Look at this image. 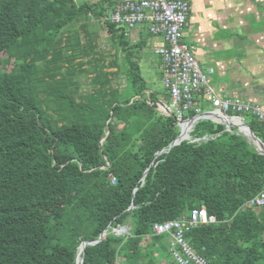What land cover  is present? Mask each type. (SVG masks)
Segmentation results:
<instances>
[{
	"label": "trees",
	"instance_id": "16d2710c",
	"mask_svg": "<svg viewBox=\"0 0 264 264\" xmlns=\"http://www.w3.org/2000/svg\"><path fill=\"white\" fill-rule=\"evenodd\" d=\"M98 8L0 0V57L15 63L0 71V264H77L81 244L106 229L82 264H176L170 235L154 226L201 208L215 221L185 234L196 255L264 264V206L246 207L264 191V155L203 120L191 133L199 142L156 158L180 134L176 116L148 93L140 46L124 28L103 21L122 55L105 65L94 32L74 27L79 15L104 17ZM78 73L92 74L90 92L80 94ZM251 120L264 142V125ZM128 225L126 235L113 232Z\"/></svg>",
	"mask_w": 264,
	"mask_h": 264
},
{
	"label": "crops",
	"instance_id": "0c3cea01",
	"mask_svg": "<svg viewBox=\"0 0 264 264\" xmlns=\"http://www.w3.org/2000/svg\"><path fill=\"white\" fill-rule=\"evenodd\" d=\"M124 1L133 0H75L78 6L99 5L98 11L102 12L104 17H94L92 14L79 15L74 27L83 36L85 33L83 29L104 24L103 21H106L114 6ZM188 2L190 14L184 40L208 77L210 91L222 99L250 102L260 106L264 111V0H188ZM126 34L131 45L140 46L138 50L140 71L144 67L157 71L162 83V63L155 50L163 45V40L153 36L146 25L126 30ZM94 38L98 40V37ZM109 38L118 47V37L110 35ZM148 87L150 88L148 93H158V103L170 107L171 100L165 88L159 90L155 86ZM196 101L200 114L213 111L211 99L204 93L198 95ZM226 114L232 125L227 132L232 133L235 130L237 134L242 135V124L251 128L252 115L233 112ZM207 121L223 125L214 120ZM191 133L192 131L189 133L188 141L199 142L198 139L191 137ZM257 138L263 142L258 136ZM246 139L256 150L253 143Z\"/></svg>",
	"mask_w": 264,
	"mask_h": 264
},
{
	"label": "built area",
	"instance_id": "2783aa9c",
	"mask_svg": "<svg viewBox=\"0 0 264 264\" xmlns=\"http://www.w3.org/2000/svg\"><path fill=\"white\" fill-rule=\"evenodd\" d=\"M190 4L188 0H133L120 2L114 6L105 19L108 23L132 30L146 25L153 36L163 40V45L155 50L161 59L162 84L167 91L171 113L176 116L181 131L190 124L185 113L200 114L196 98L207 95L211 99L213 111L208 118L220 121L216 115L228 112L252 115L264 125V111L260 106L250 102H241L231 98L213 95L208 86V77L203 72L192 49L184 40L188 25ZM160 110L167 115L165 108ZM194 115V116H195ZM190 127L186 130H189ZM189 132V133H190ZM114 182V181H113ZM264 206V191L246 204V207L259 210ZM205 208L193 210L189 219L173 220L154 226L155 234L170 235L169 253L176 264H210L206 259L196 255L185 241V234L199 224L213 223Z\"/></svg>",
	"mask_w": 264,
	"mask_h": 264
},
{
	"label": "rangeland",
	"instance_id": "374dc122",
	"mask_svg": "<svg viewBox=\"0 0 264 264\" xmlns=\"http://www.w3.org/2000/svg\"><path fill=\"white\" fill-rule=\"evenodd\" d=\"M89 31H93L94 32V37H98V40H94V45L97 47L96 51L97 54L99 56H103L104 59L101 62H104L105 65L107 63L113 62L115 60H118L120 62V59L122 57L120 51H119V47H116L114 44V41L111 42L110 40V34H108L106 26L104 24H100V25H96L94 28H89ZM95 34H97L98 36H95ZM87 37H83L81 39V42L84 44L87 41ZM84 61L87 60V58L83 59ZM14 61H10L8 60L5 56H1L0 57V71L8 74L11 73L14 70ZM84 68H87V66H85ZM108 71H116V68H111ZM142 77L145 79L146 82H148V84L152 87L155 86L157 89H162L164 88L162 83L159 80V75L157 71H152L151 69H147V68H142ZM92 77V74H87V73H78L76 75V80L77 83H79V85L81 86V93H85V92H90L92 89V85L90 84L89 80ZM121 83H125L123 80H121ZM148 85V86H149ZM79 94V95H80ZM79 95L76 96V98L79 97ZM187 113H185V118L187 117ZM179 128V133H180V127ZM184 135L187 136V134L184 131ZM192 140V139H191ZM127 231L123 234L126 235L129 231H130V225L126 226Z\"/></svg>",
	"mask_w": 264,
	"mask_h": 264
},
{
	"label": "water",
	"instance_id": "95a60500",
	"mask_svg": "<svg viewBox=\"0 0 264 264\" xmlns=\"http://www.w3.org/2000/svg\"><path fill=\"white\" fill-rule=\"evenodd\" d=\"M158 105H161V106H163V107L166 109V112H167V115H168V116L171 115V112H170L169 108L166 107L165 104L159 102ZM210 113H211V112L201 113V114L195 115V116H193V117H191V118H188L187 121L191 124V127H190L189 130L193 131L195 125H196L198 122H200V121H203V120H211V119H209V118L207 117L208 114H210ZM216 116L220 119V121H215V122H219L220 124H223V125L225 126V131H226V130H230V127H231L232 125H231V123H230L231 120H230V118L227 116V114H223V116H220V115H216ZM229 124H230V125H229ZM242 125H243V127H245V128L247 129V131H248V132H246V131H244V130H243V131L241 130L242 135H244L246 138H248V140H249L250 142L253 143V145L256 147V150H257V152H258L259 154L264 155V143L261 142V141L257 138V136L253 133V131L251 130V128H250L248 125H246V124H242ZM189 132H190V131H187V132H186V134L188 135V137L182 139V136L184 135V132H182V131L180 130V134H179V136L177 137L176 140L173 141V143L169 146V148H168V149H165V150H162L161 152L157 153V154L155 155V157L157 158V157H159V156H161V155H163V154L169 153V152L171 151V149L174 148L175 146L180 145V144H181L182 142H184V141H188V140H189ZM204 140H207V138L204 139ZM146 174H147V172L145 173L144 177L146 176ZM133 209H134V206L132 205L131 208H130L129 210H133ZM126 231H127L126 227H122V228L119 229V230H118V229H113V232H114L115 234H117V235H121V234L125 233ZM107 232H108V229H106L105 231H103L102 234L100 235L99 239H98L96 242H83V243L81 244V246H80V249H82V253L84 252V249H85V247H86L87 245H94V244H96L97 242H100V241L104 238V236H106ZM79 255H80V253H79ZM78 257H79V256H78ZM80 257H81V261L79 262V261L77 260V264H82L83 261H84V256L82 255V256H80Z\"/></svg>",
	"mask_w": 264,
	"mask_h": 264
},
{
	"label": "bare ground",
	"instance_id": "6f19581e",
	"mask_svg": "<svg viewBox=\"0 0 264 264\" xmlns=\"http://www.w3.org/2000/svg\"><path fill=\"white\" fill-rule=\"evenodd\" d=\"M189 127H191V124H188V125L185 126V133H186V130H187ZM241 128H242V130L248 132L247 129H246L245 127L242 126ZM186 137H188V135H187V136L183 135V136H182V139H184V138H186ZM81 253H82V249H80V255H81ZM80 255H79V257H78V261H79V262L81 261V257H80Z\"/></svg>",
	"mask_w": 264,
	"mask_h": 264
}]
</instances>
